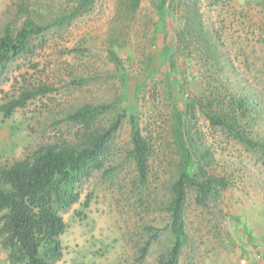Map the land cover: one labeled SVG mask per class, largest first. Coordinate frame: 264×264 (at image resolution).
Instances as JSON below:
<instances>
[{"label": "rangeland", "instance_id": "rangeland-1", "mask_svg": "<svg viewBox=\"0 0 264 264\" xmlns=\"http://www.w3.org/2000/svg\"><path fill=\"white\" fill-rule=\"evenodd\" d=\"M116 1L96 0L70 23L32 37L34 52L3 69L0 103L24 89L49 90L5 119L0 113V167L43 146L105 129L121 114L99 167L77 184V201L60 211L65 229L57 264H140L139 248L146 243L142 262L155 264L170 243L165 203L179 169L172 124L174 110H180L192 137L211 153L208 172L229 183L203 204L193 187L186 188L188 240L178 264H264V148L246 149L211 127L202 105L193 110L185 105L191 98L205 104L212 94L214 105L246 94L254 104L246 128L264 141V0H167L159 11L154 0H141L126 18L117 14ZM68 5V0H0V35L7 26L16 31L26 10L36 21L49 20ZM86 105L96 109L87 126L71 117ZM131 114L149 147L144 185L128 154ZM0 264H11L1 245Z\"/></svg>", "mask_w": 264, "mask_h": 264}, {"label": "trees", "instance_id": "trees-1", "mask_svg": "<svg viewBox=\"0 0 264 264\" xmlns=\"http://www.w3.org/2000/svg\"><path fill=\"white\" fill-rule=\"evenodd\" d=\"M70 5L52 19L36 21L33 12L26 10L21 25L13 31L7 26L0 35V74L7 65L22 54L34 52L30 40L51 26H63L88 11L96 0H68ZM157 11L162 10L167 0H154ZM141 0H117L116 12L123 18L134 14ZM264 7V2H260ZM194 12V11H193ZM196 23L200 38V22ZM186 21L184 28L187 26ZM203 39V38H202ZM169 50L167 47L166 50ZM110 59L118 66L121 64L113 49L109 50ZM170 67H174L173 55L167 51ZM48 88L24 89L14 97H7L0 103L2 119L13 111L25 106L26 102ZM171 100L172 96L167 91ZM205 104L198 98H191L186 109L198 104L211 127L220 128L248 150L264 148V141L251 137L246 128V119L252 115L254 104L246 94L231 95L223 103L217 102L212 94L206 96ZM93 106H82L71 117L79 123L88 125L95 112ZM121 114L105 129H93L74 141L43 146L31 155L16 159L0 167V245L7 251L11 264H57L62 257V245L59 236L65 229L60 211L68 208L78 199L77 184L92 169L99 167L100 156L113 130L119 124ZM172 133L179 155V169L169 186V196L165 203L170 234L169 246L156 258L155 264H178L179 254L188 240L184 226L183 211L186 200V188L191 186L196 192V201L204 202L215 198L219 190L228 186L225 177L208 172L212 157L203 143H197L190 128L183 122L182 112H173ZM130 149L138 182L144 185L148 175V142L141 134L136 117L131 114ZM87 204V203H85ZM148 243L139 248L140 264H143ZM142 262V263H141Z\"/></svg>", "mask_w": 264, "mask_h": 264}]
</instances>
